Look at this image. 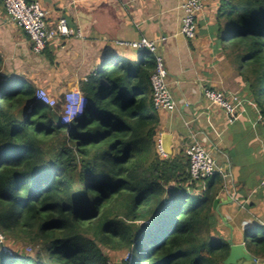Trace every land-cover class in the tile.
Wrapping results in <instances>:
<instances>
[{
	"label": "trees",
	"instance_id": "16d2710c",
	"mask_svg": "<svg viewBox=\"0 0 264 264\" xmlns=\"http://www.w3.org/2000/svg\"><path fill=\"white\" fill-rule=\"evenodd\" d=\"M213 2L216 48L244 87L237 112L245 109L241 122L257 142L233 191L252 207L249 193L264 198V0ZM155 67L145 51L106 56L80 83L83 113L66 123L60 103L4 74L0 54V232L37 247H0V264H224L229 236L213 208L224 178L192 179L186 151L162 155ZM242 236L264 260V223ZM111 252L127 257L112 262Z\"/></svg>",
	"mask_w": 264,
	"mask_h": 264
},
{
	"label": "crops",
	"instance_id": "0c3cea01",
	"mask_svg": "<svg viewBox=\"0 0 264 264\" xmlns=\"http://www.w3.org/2000/svg\"><path fill=\"white\" fill-rule=\"evenodd\" d=\"M212 2L198 14L196 37L189 39L181 33L185 13L180 0H46L48 23L54 25L66 17L72 34L50 40L45 53H36L29 35L9 19L0 0V54L4 57V74L29 78L37 89L44 88L51 96H65L72 89L80 88V83L100 68L106 56L117 54L137 60V54L143 53L142 49L121 41L130 43L143 38L155 41L157 53L164 56L168 82L177 103L172 112L158 110L160 139L163 134L172 136V153L167 157L185 151L197 138L226 169L225 189L219 196L222 203L215 211L228 236L231 229L224 218L233 227L234 242L241 243L243 231L257 222L248 211L259 204L264 210V198L257 197L255 190L249 193L254 203L251 208L246 206V201H238L233 193L241 175L251 172L247 149L257 145L242 123L247 120L245 109L237 110L230 123L225 110L204 95L205 88L222 91L227 96L232 93L240 96L244 91L233 66L216 48ZM36 71L33 78L32 73ZM240 106L242 100L237 109ZM241 165H246L248 171H242ZM229 196L234 201L228 202Z\"/></svg>",
	"mask_w": 264,
	"mask_h": 264
},
{
	"label": "built area",
	"instance_id": "2783aa9c",
	"mask_svg": "<svg viewBox=\"0 0 264 264\" xmlns=\"http://www.w3.org/2000/svg\"><path fill=\"white\" fill-rule=\"evenodd\" d=\"M45 1L46 0H3L9 19L26 31L32 40L33 50L36 53H42L47 48L50 40L69 37L72 34L69 21L66 17H61L54 25L48 23L47 13L44 9ZM211 1L212 0H180V7L185 13L181 33L186 38L193 39L196 37L198 31V14L202 12L207 3ZM120 43L129 44L139 49L144 47L148 48L156 61V67L150 77L154 105L157 110L169 112L176 110L177 103L168 82V68L164 56L157 53V43L145 38L140 41L130 43L121 41ZM36 94L38 99L43 103L52 107L55 106V98L51 96L46 89L38 88ZM204 95L211 102L217 103L225 110L230 123L234 121L237 107L241 104V99L238 94L232 93L227 96L222 91L205 88ZM65 96V100H67L66 106L69 107L68 110H71L73 102L80 104L85 100L80 88L72 89L70 92L66 93ZM158 146L162 155L166 157L167 155L161 148L160 140ZM185 151L189 158V172L192 179H201L213 176L216 173H220L224 181L227 179L226 169L216 161L212 153L208 151L197 138L193 139ZM5 238L6 237L0 232V243H3Z\"/></svg>",
	"mask_w": 264,
	"mask_h": 264
},
{
	"label": "rangeland",
	"instance_id": "374dc122",
	"mask_svg": "<svg viewBox=\"0 0 264 264\" xmlns=\"http://www.w3.org/2000/svg\"><path fill=\"white\" fill-rule=\"evenodd\" d=\"M214 1V0H213ZM213 4V2H212ZM214 5V4H213ZM142 53H138L137 55L140 56ZM152 55V54H150ZM153 56V55H152ZM5 66V64H4ZM5 68V67H4ZM3 68V70H4ZM37 75V71L32 73V77L35 78V76ZM29 81L32 82L31 79L28 78ZM55 98V105L57 103H60L61 105V109L62 112L60 113L62 115V120L66 123H70L73 119H75L76 117L80 116L83 113L84 107L87 103V100H83V103H76L73 102L72 108L71 110H68L69 107L66 106L67 104V100H65L64 94H57V95H53ZM68 110V112H67ZM264 207V205H263ZM252 208V207H251ZM249 216H253L254 220H257L259 222L264 223V210H262L261 205H257L255 209L249 210L248 211ZM250 225V224H249ZM226 230V229H224ZM225 235L227 233V231L224 232ZM242 238V237H241ZM0 247L3 250H8L11 252H18L20 254H35L37 247L30 244V243H26L23 242L22 240H16L13 237H7L5 238V241L3 243H0ZM110 256V260L113 262L114 259L116 260H121L122 257H127V253H122V252H111L109 253ZM260 262H262V264H264V260L259 259Z\"/></svg>",
	"mask_w": 264,
	"mask_h": 264
},
{
	"label": "water",
	"instance_id": "95a60500",
	"mask_svg": "<svg viewBox=\"0 0 264 264\" xmlns=\"http://www.w3.org/2000/svg\"><path fill=\"white\" fill-rule=\"evenodd\" d=\"M142 51L146 52L147 54H150L147 47H144ZM171 135L170 134H163L160 139V145L162 150L166 155H169L172 153V149L170 148L171 144ZM228 202L234 201V197H228ZM222 203L221 197H217L213 203V208L216 210H219V206ZM224 218V217H223ZM225 222L231 229V235L228 238V242L230 244V253L228 257L224 260V264H262V262L259 261V258H257L255 255H253L246 247L245 242L236 243L233 240V227L230 225L226 218Z\"/></svg>",
	"mask_w": 264,
	"mask_h": 264
},
{
	"label": "clouds",
	"instance_id": "9594fccd",
	"mask_svg": "<svg viewBox=\"0 0 264 264\" xmlns=\"http://www.w3.org/2000/svg\"><path fill=\"white\" fill-rule=\"evenodd\" d=\"M143 49V48H142ZM150 54H152V53H150ZM153 55V54H152Z\"/></svg>",
	"mask_w": 264,
	"mask_h": 264
}]
</instances>
